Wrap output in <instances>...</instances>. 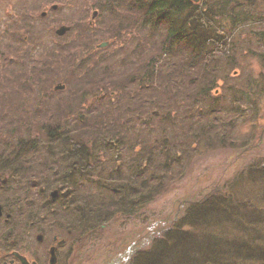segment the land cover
I'll use <instances>...</instances> for the list:
<instances>
[{"label": "trees", "instance_id": "1", "mask_svg": "<svg viewBox=\"0 0 264 264\" xmlns=\"http://www.w3.org/2000/svg\"><path fill=\"white\" fill-rule=\"evenodd\" d=\"M51 1L68 9L60 19L72 37L41 39L42 61L15 60L11 72L0 65V196L14 218L51 215L77 239H94L118 217H146L194 156L243 147V125L259 130L264 0ZM58 81L64 90H55ZM244 170L250 176L241 179ZM244 170L230 186L254 179L264 195V164ZM231 201L225 193L190 203L179 228L139 263L264 264V235L252 225L263 226L253 219L262 208L249 212L245 203L239 216ZM226 218L234 233L188 236L189 260L164 255L186 225L203 230Z\"/></svg>", "mask_w": 264, "mask_h": 264}, {"label": "rangeland", "instance_id": "2", "mask_svg": "<svg viewBox=\"0 0 264 264\" xmlns=\"http://www.w3.org/2000/svg\"><path fill=\"white\" fill-rule=\"evenodd\" d=\"M33 1L29 0L28 2L36 5ZM17 2L21 3V0H17ZM51 2L53 3L54 1ZM46 9H49V5ZM67 10L64 8L62 12H67ZM258 68V66H255V71ZM261 107L259 118H261V128H264V102H262ZM234 123H238V121ZM240 129L236 137L238 139L237 143L240 140H242L241 143L244 145L251 141L258 143V129H250L249 125H243ZM232 143L235 142L209 149L194 156L187 175L174 183L168 192L158 195V198L148 205L146 217L142 218L140 211L126 214L111 221L110 225H105L103 228L105 233L97 235L94 239L86 240V237L85 239H80L78 241L79 245H77L73 253L71 264H140L139 261L142 254H147L157 244L160 245L168 230L173 229V227L179 228L180 220L183 218L184 211L190 203L197 201L201 203V201L210 200L212 197L218 198V196H222L225 193L227 195L230 194L234 204L238 205L236 208L240 209V211H238L237 215L245 211V206H243L245 203L248 204L249 212L254 210L253 203L258 205V209L262 208V214L253 219L254 221H262L263 226L256 223L252 225L253 227H260L258 229L264 235V195L260 192V185L254 179L253 181L249 179L243 183L241 182L242 177L247 173L250 176V173L244 170L245 168L249 169L250 166L263 165L264 142L260 146L261 148L255 149L252 147L248 149V152H243L240 156L236 154L239 151L231 148ZM242 171L244 173L237 182L238 184L236 186H227V189H224L225 182L230 183V185L233 184L237 181V176ZM260 196L263 200L259 198ZM242 209L243 211H241ZM229 211L235 213V210L232 211L231 208ZM246 214L248 216V213ZM213 215H216V212ZM226 219L223 224L214 223L216 226L212 228H204L203 230L197 228V231H186V228L191 229V226L186 225V228L183 229L184 233L175 236L177 241L174 242V247L171 251L163 248L164 255L167 257L172 255V263L177 260H189L190 254L188 256L184 249V247L188 246L187 243L190 240L188 236L191 234L199 235L197 232L200 233L201 231L202 234H218L219 236L223 233H234L235 226L232 225L233 223L228 218ZM247 219V223H249L250 219L248 217ZM234 220L236 221V218ZM243 221L244 219H241L239 223L241 224ZM179 222L180 224L177 225ZM239 233H244V231L239 230ZM73 236L77 239V233H74ZM247 236L250 242L252 239L250 235ZM168 262H171V260H168ZM227 262L229 264H242L233 260H228Z\"/></svg>", "mask_w": 264, "mask_h": 264}, {"label": "flooded vegetation", "instance_id": "3", "mask_svg": "<svg viewBox=\"0 0 264 264\" xmlns=\"http://www.w3.org/2000/svg\"><path fill=\"white\" fill-rule=\"evenodd\" d=\"M28 1L0 0V65H5L10 72L16 64L21 67L23 59L41 60L44 48L41 39L55 44L66 36L72 37L74 32L70 29L64 36L55 33L64 24L59 21L62 15L59 6L52 7L49 0H43L41 8L31 2L27 11L24 3ZM48 5L50 8L46 9ZM41 12L45 14L42 16ZM263 131L264 128L258 135V143L246 150L261 148ZM3 176L4 172L0 171V187L7 183ZM51 219V215L37 214L14 218L10 203L0 196V264H71L80 239L61 221Z\"/></svg>", "mask_w": 264, "mask_h": 264}, {"label": "water", "instance_id": "4", "mask_svg": "<svg viewBox=\"0 0 264 264\" xmlns=\"http://www.w3.org/2000/svg\"><path fill=\"white\" fill-rule=\"evenodd\" d=\"M194 1L198 2L199 0H194ZM57 30H58L59 34H63V33H65V31H67V27L66 26H62V27L58 28ZM107 45H108V42H103L99 46L103 47V46H107ZM64 88H65V86L62 85V84H59L56 87V89H64Z\"/></svg>", "mask_w": 264, "mask_h": 264}]
</instances>
